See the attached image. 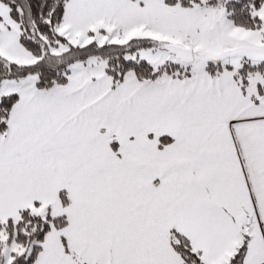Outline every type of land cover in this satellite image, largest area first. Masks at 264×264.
<instances>
[{
    "label": "snow or ice",
    "instance_id": "1",
    "mask_svg": "<svg viewBox=\"0 0 264 264\" xmlns=\"http://www.w3.org/2000/svg\"><path fill=\"white\" fill-rule=\"evenodd\" d=\"M0 264H264V0H0Z\"/></svg>",
    "mask_w": 264,
    "mask_h": 264
}]
</instances>
